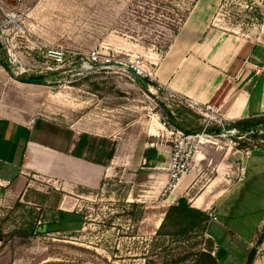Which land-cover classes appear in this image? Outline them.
I'll use <instances>...</instances> for the list:
<instances>
[{
	"label": "rangeland",
	"instance_id": "rangeland-1",
	"mask_svg": "<svg viewBox=\"0 0 264 264\" xmlns=\"http://www.w3.org/2000/svg\"><path fill=\"white\" fill-rule=\"evenodd\" d=\"M197 1L0 0V112L18 115L21 107L33 108L48 95L79 96L90 101L86 112L93 122L109 119L115 137L127 143L113 176L99 189L65 194L38 180L29 197L20 199L0 184V264H190L206 252L202 229L171 236L179 228L168 222L157 236L167 211L177 204L166 202L169 188L155 182L167 172L155 170L158 179H151L149 156L142 151L153 136L163 152L172 150V138L152 119L153 112L171 124L176 117L181 130L196 133L202 119L183 99L159 90L157 82L141 78L143 86L133 68L141 63L147 73L156 72ZM222 1L232 13L227 22L243 32H259L264 0ZM224 12L218 9L216 17L224 19ZM94 53L100 63L92 68ZM31 78L43 83L24 88L17 81ZM262 139L253 135L237 146L231 137L205 142L203 160L208 156L212 162L200 186L214 177L213 164L260 146ZM65 197L70 212L59 213ZM254 260L264 264V242Z\"/></svg>",
	"mask_w": 264,
	"mask_h": 264
},
{
	"label": "crops",
	"instance_id": "crops-1",
	"mask_svg": "<svg viewBox=\"0 0 264 264\" xmlns=\"http://www.w3.org/2000/svg\"><path fill=\"white\" fill-rule=\"evenodd\" d=\"M225 7L222 0H198L156 76L173 96L220 107L228 121H264V75L255 74L256 67L264 66V24L259 32H243L225 16L216 17L218 9ZM88 102L79 96L53 94L33 108L24 105L18 115L0 112V184L12 197L28 198L33 181L43 180L55 190L61 187L66 194L99 189L113 176L126 140L115 137L109 119L102 125L93 122L86 112ZM156 137L149 147L142 146L144 156H149L145 160L151 179H158L155 170L167 172L171 154L170 147L162 151ZM260 141V146L235 150L233 156L212 163L214 177L201 187L204 170L212 162L208 156L203 160L202 150L191 172L166 198L172 204L185 198L193 209L217 217L207 225L205 243L217 264H248L263 231L264 139ZM240 166L246 169L242 183L237 182ZM167 176L156 184L164 186ZM67 201L65 197L59 213L70 212Z\"/></svg>",
	"mask_w": 264,
	"mask_h": 264
},
{
	"label": "built area",
	"instance_id": "built-area-1",
	"mask_svg": "<svg viewBox=\"0 0 264 264\" xmlns=\"http://www.w3.org/2000/svg\"><path fill=\"white\" fill-rule=\"evenodd\" d=\"M225 4V17H231L232 13L228 9L227 2H225ZM254 8L255 7L252 5L251 10ZM99 60L100 55L94 53L92 54V59L89 60V65L93 68L96 66V64L100 63ZM106 63L110 64L111 59H106ZM133 68L137 72L138 77L143 78V80L150 79L151 81L157 82L159 90L170 93L166 86L160 84L156 76V72L154 74L147 73V71L143 69L141 63H137ZM255 74L256 76L264 75V66L256 67ZM183 101L190 111L202 119L203 123L200 132L186 134L176 127V125L168 122L166 118L160 117L159 115H154V112L151 116L153 120L156 119L160 127L167 131L173 142L169 167L167 169V183L163 186L169 188L170 193L173 192L182 179L191 172L194 161L204 149L205 142L208 143L215 139L231 137L238 141L232 142L234 146H237L241 142H250L251 136L255 135L253 130H249L247 132H240L237 130L235 128L237 122H231L222 117L220 107H217L213 104L203 105L198 102L189 101L187 99H183ZM34 123L35 119H32L30 125ZM238 171L239 176L237 182L242 183L244 181V173L246 169L245 167L240 166ZM207 214L212 221L217 220V217L213 214V212H207Z\"/></svg>",
	"mask_w": 264,
	"mask_h": 264
},
{
	"label": "trees",
	"instance_id": "trees-1",
	"mask_svg": "<svg viewBox=\"0 0 264 264\" xmlns=\"http://www.w3.org/2000/svg\"><path fill=\"white\" fill-rule=\"evenodd\" d=\"M143 86H146V81L141 82ZM168 117H172L173 111L167 112ZM178 119L173 120V124L176 125L180 130V123L177 121ZM237 130L240 132H247L249 130H253L255 135L260 136L264 135V121L261 120H248V121H242L237 123L235 126ZM186 134H193L196 133V130L192 131H184ZM210 217L207 213H204L200 210L193 209L189 203V201L185 198H182L179 200L178 204L175 206L170 207V209L167 211L166 218L160 228V231L158 232L157 236H161V232L165 228V224L170 222L173 226V228H176L179 230L171 233L170 235H187L188 233H191L195 230L202 229L203 232L206 231V226L210 221ZM264 242V228L261 233V235L258 238V241L256 243L255 248L250 253L248 264H252L254 257L257 252V247L261 245ZM188 259L185 258L183 261H186ZM190 264H217V259L212 256V254L201 251L195 255V259Z\"/></svg>",
	"mask_w": 264,
	"mask_h": 264
},
{
	"label": "water",
	"instance_id": "water-1",
	"mask_svg": "<svg viewBox=\"0 0 264 264\" xmlns=\"http://www.w3.org/2000/svg\"><path fill=\"white\" fill-rule=\"evenodd\" d=\"M138 81L143 82V80L140 77H136ZM19 83L22 84H28V85H38L43 83V79H17Z\"/></svg>",
	"mask_w": 264,
	"mask_h": 264
}]
</instances>
